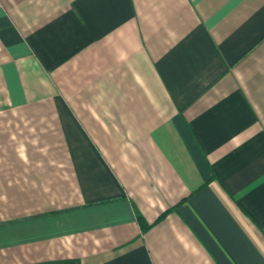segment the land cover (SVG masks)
I'll return each mask as SVG.
<instances>
[{
    "label": "crops",
    "instance_id": "0c3cea01",
    "mask_svg": "<svg viewBox=\"0 0 264 264\" xmlns=\"http://www.w3.org/2000/svg\"><path fill=\"white\" fill-rule=\"evenodd\" d=\"M0 264H264V0H0Z\"/></svg>",
    "mask_w": 264,
    "mask_h": 264
}]
</instances>
